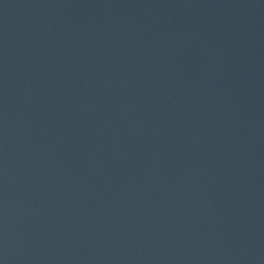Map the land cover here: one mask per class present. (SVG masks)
<instances>
[{
  "label": "water",
  "instance_id": "95a60500",
  "mask_svg": "<svg viewBox=\"0 0 264 264\" xmlns=\"http://www.w3.org/2000/svg\"><path fill=\"white\" fill-rule=\"evenodd\" d=\"M0 264H264V0H0Z\"/></svg>",
  "mask_w": 264,
  "mask_h": 264
}]
</instances>
